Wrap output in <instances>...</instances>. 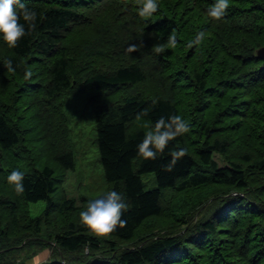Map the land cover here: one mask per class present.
<instances>
[{"label":"trees","instance_id":"trees-1","mask_svg":"<svg viewBox=\"0 0 264 264\" xmlns=\"http://www.w3.org/2000/svg\"><path fill=\"white\" fill-rule=\"evenodd\" d=\"M24 2L42 13L36 30L15 48L0 39V264L46 248L41 264H264V0H231L220 21L207 15L213 0H159L147 19L133 0ZM84 91L107 181L129 204L127 226L106 238L80 223L91 199L64 192L45 217L76 166L65 107ZM173 114L191 132L154 161L138 156L145 125ZM174 147L188 151L168 171ZM14 168L26 173L22 195L7 182ZM40 200L47 210L33 217Z\"/></svg>","mask_w":264,"mask_h":264},{"label":"clouds","instance_id":"clouds-1","mask_svg":"<svg viewBox=\"0 0 264 264\" xmlns=\"http://www.w3.org/2000/svg\"><path fill=\"white\" fill-rule=\"evenodd\" d=\"M231 0H213L207 9V15L215 21L224 19L230 10ZM133 7L138 18L147 19L156 14L160 8L159 0H133ZM42 13L29 8L24 0H0V39L9 48L18 46V42L30 35L37 28L38 19ZM23 21V22H21ZM203 31L196 34V38L188 43V47L199 44L204 39ZM178 40L173 31L168 36L167 47L175 48ZM139 50L137 44H130L128 53ZM157 53L165 51V46L155 48ZM8 73L15 74L17 67L11 59L2 62ZM24 79H30L33 71L29 65L24 66ZM146 115V113L144 114ZM146 131L143 140L137 145V154L144 160H156L159 155L165 152L170 142L177 141L178 137L191 132V127L180 114H173L168 117L161 116L154 124H146ZM187 148H173L170 155L171 162L167 170L172 171L176 163L187 154ZM25 171L20 168L12 169L7 182L14 187L17 195L25 192ZM129 211V204L123 194L116 190H110L97 198L88 201L86 209L79 213L80 223L84 225L95 237H108L118 229L127 226V220L123 217Z\"/></svg>","mask_w":264,"mask_h":264},{"label":"rangeland","instance_id":"rangeland-1","mask_svg":"<svg viewBox=\"0 0 264 264\" xmlns=\"http://www.w3.org/2000/svg\"><path fill=\"white\" fill-rule=\"evenodd\" d=\"M91 94L93 93L84 91L74 95L68 99L65 107V114L71 129L76 166L74 170H65L64 185L59 187L54 194V206L45 215L46 219L49 215L51 221L54 220V215L58 214L56 207L63 200L64 192L67 193L68 197H75L77 205H81L84 198L95 199L98 195L110 191L112 187L107 181L100 157L94 108L90 102ZM43 160H49V158L45 157ZM52 165L60 167L56 161ZM59 171L62 174L61 177H63L64 170L62 166ZM142 179L146 190L157 187V178L154 172L143 173ZM47 205L48 203L45 200L30 203L31 215L33 217L43 215L47 210ZM28 250L23 251L18 257L17 264L31 263V257L26 256ZM41 251L42 256L46 254L50 256L52 250L46 248ZM49 259L50 257L47 260Z\"/></svg>","mask_w":264,"mask_h":264},{"label":"crops","instance_id":"crops-1","mask_svg":"<svg viewBox=\"0 0 264 264\" xmlns=\"http://www.w3.org/2000/svg\"><path fill=\"white\" fill-rule=\"evenodd\" d=\"M41 253H42V251L39 252L37 255H35V257L33 256L31 258V263H25V264H41V263L45 262L51 256V255L47 256V254L42 256Z\"/></svg>","mask_w":264,"mask_h":264}]
</instances>
